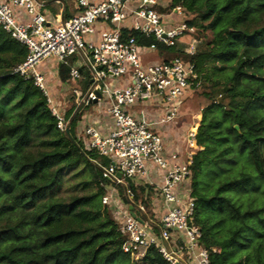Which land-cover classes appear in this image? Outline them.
I'll return each instance as SVG.
<instances>
[{"label": "trees", "instance_id": "1", "mask_svg": "<svg viewBox=\"0 0 264 264\" xmlns=\"http://www.w3.org/2000/svg\"><path fill=\"white\" fill-rule=\"evenodd\" d=\"M164 1L185 8L196 38L208 37L195 55H182L197 73L191 92L209 87L212 100L201 111L188 181L200 243L209 264H264V0ZM125 33L167 50L152 37ZM26 55V46L0 27V264H170L154 246L141 258L123 250L128 236L103 197L111 187L128 202L124 188L104 176L109 158L86 148L78 133L87 105L79 111L72 95L65 110L73 142L59 129L48 96L15 71ZM58 69L62 82L90 83L85 70L86 79L74 82L70 65ZM81 166L89 172L82 192L59 196L65 173ZM130 184L155 218L154 188Z\"/></svg>", "mask_w": 264, "mask_h": 264}, {"label": "built area", "instance_id": "2", "mask_svg": "<svg viewBox=\"0 0 264 264\" xmlns=\"http://www.w3.org/2000/svg\"><path fill=\"white\" fill-rule=\"evenodd\" d=\"M75 5L77 15L53 21L43 1L0 0V27L27 48L15 71L48 96L59 129L66 131L65 112L50 98L38 66L49 58L70 65L74 82L86 79V69L90 87L85 96L75 87L73 95L78 105L104 103L114 122L107 133L92 125H86L83 133L86 148L109 158L104 176L124 188L126 205L118 204V193L111 187L103 197V203L118 211L120 232L128 236L123 250L141 258L154 246L170 264H209L208 250L200 243L201 230L194 223L195 202L188 189H181L191 177L200 120L184 137V160L177 151L165 156L159 132L180 117V104L197 78L194 63L176 57L145 64L143 56L160 50L158 45H141L125 33L152 37L167 50L175 49L180 40L183 55L193 56L202 43L195 37L196 27L186 22L183 6L171 8L164 0H75ZM185 35L193 36L187 44L182 41ZM150 167L164 171L160 182L150 177ZM130 181L154 188L155 205L161 201L162 209L155 218L147 214L144 197L136 195ZM130 206L143 222L131 215Z\"/></svg>", "mask_w": 264, "mask_h": 264}, {"label": "rangeland", "instance_id": "3", "mask_svg": "<svg viewBox=\"0 0 264 264\" xmlns=\"http://www.w3.org/2000/svg\"><path fill=\"white\" fill-rule=\"evenodd\" d=\"M202 39V38H200ZM191 37H186L183 38L182 41L184 43H188L190 42ZM208 41V37H204L202 39V44L199 48L203 49L205 48V45ZM186 43V44H187ZM176 47H179L181 50H183L184 48V44L180 42V40L177 41V45ZM183 54H180L178 51H174L172 50H156V51H152L151 53H149L148 55H144L143 56V62L146 64L151 63H160V62H164V61H172L174 58L176 57H181L182 58ZM44 67L47 68V66L49 67H53V65H51L52 63H54V59H47L43 62ZM42 65V66H43ZM206 67L208 69H213V65L212 64H207ZM55 68V67H54ZM85 73L87 72L86 69ZM39 71L41 73H43V75L45 76V84H46V88L48 90L49 96L50 98L53 100L54 104L59 108L62 109L64 108L62 111L65 112V110H69L70 107L73 105V90L71 89V85H69L66 82H63V84H60L59 79H57L55 76H52V72L51 71H47L44 68L41 69V65L39 66ZM51 73V74H50ZM220 81H224V79H222L220 77ZM84 84V83H83ZM84 96L86 95V92L88 90L87 87H90V83L87 85L84 84ZM210 92V88L207 87L205 90L204 89H200L197 90L195 92H191L189 94V96L181 102L180 104V117L177 119V122L180 121V124H184L186 125V127L191 128L192 126H194L196 123L198 124V120L201 119V111L203 108H205L208 104L211 103V99L208 98V95H206V93ZM219 94H217V96L215 98L218 97ZM73 97L75 98L76 96L73 95ZM218 100L223 101V98L220 99L218 98ZM100 106L104 107V103L103 104H99ZM66 107V108H65ZM81 108V106H80ZM79 108V109H80ZM94 106L93 105H87V107L84 108V110L82 111V113L79 116L78 122L77 124H79L78 126L81 125H87L89 118L88 117H93L94 114ZM138 111L142 110V107H137L136 108ZM176 122V121H175ZM161 128V127H160ZM160 132V131H159ZM82 166L75 170V171H69L66 172L64 177H63V186L59 192V196H68L71 193L75 194V193H81L83 190V186L82 183L84 181H87L88 177V170L86 168H83ZM153 169V167H150V173L151 170ZM81 170L80 173H77ZM157 181V180H156ZM159 182V181H157ZM118 204L121 206L123 205L121 199L119 198L118 200ZM149 215V214H148Z\"/></svg>", "mask_w": 264, "mask_h": 264}, {"label": "crops", "instance_id": "4", "mask_svg": "<svg viewBox=\"0 0 264 264\" xmlns=\"http://www.w3.org/2000/svg\"><path fill=\"white\" fill-rule=\"evenodd\" d=\"M60 3H59V2ZM54 3H52V5L46 6V12L48 15V18L53 20V21H58V20H67L73 16H75L77 14V7L75 5V0H58ZM23 17H25L23 15ZM54 58H52L53 60ZM44 63H41V69L44 68L47 71H51L52 72V76H55L57 79L60 80L58 72V65L59 62L54 59V63H52L51 65H53V67H44L43 65ZM39 65V66H40ZM43 65V66H42ZM39 66H38V70H39ZM55 67V68H54ZM51 74V73H50ZM60 84H63V82H60ZM70 85V84H69ZM75 87L81 89L82 91L84 90V87L81 86L80 84H75L74 86L71 85V89L73 90ZM88 88V87H87ZM95 108H94V114L93 117H88V123L87 125H92L95 126L97 129H99L101 132L103 133H107L109 130H111L112 128H114V122L113 119L105 112L104 107L97 105V104H92ZM83 105H81L82 107ZM140 107V106H136ZM135 108V110H137ZM138 111V110H137ZM85 127V125H81L78 128V133L81 131V129L83 130V128ZM188 127H186V125L184 124H180V121H176L175 123H172L170 125L164 126L160 128V132H161V137L164 143V154L166 157H168V155L171 152L177 151L181 153L182 159H185V153L187 152V147L184 143V137L188 131ZM164 175V171H161L155 167H153V169L151 170L150 173V177L153 180H157V181H161ZM156 181V182H157ZM144 184V181H138L137 185H142ZM189 183L188 181L183 184L181 186L182 190H186L189 188ZM139 197H144L143 193H139ZM161 201H158V204H156V208L155 211L157 212V215L159 213H161ZM158 233V232H156Z\"/></svg>", "mask_w": 264, "mask_h": 264}, {"label": "water", "instance_id": "5", "mask_svg": "<svg viewBox=\"0 0 264 264\" xmlns=\"http://www.w3.org/2000/svg\"><path fill=\"white\" fill-rule=\"evenodd\" d=\"M82 108H83V106L79 109V111H80ZM66 134L70 137V139H71L73 142H75V140L73 139V137H72L71 134H70L69 129L66 130ZM129 209H130V211H131V215H132L133 217H135V218L138 219L139 221L143 222L142 219H140L139 217H137L136 213L134 212V207H133V206H130Z\"/></svg>", "mask_w": 264, "mask_h": 264}]
</instances>
